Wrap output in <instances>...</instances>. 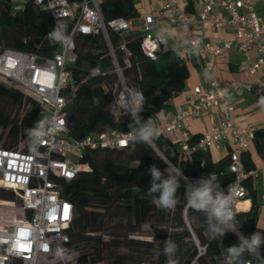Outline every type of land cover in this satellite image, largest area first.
<instances>
[{"label": "built area", "instance_id": "built-area-1", "mask_svg": "<svg viewBox=\"0 0 264 264\" xmlns=\"http://www.w3.org/2000/svg\"><path fill=\"white\" fill-rule=\"evenodd\" d=\"M27 1L16 3L14 11H21ZM32 1L51 15L54 27L57 20L66 25L69 39L61 43L49 36L58 46L51 56L15 49L0 52V78L34 98L42 110L41 121L26 129L27 134L25 130V141L19 149L0 147V188L13 191L18 198V202L0 203H9L22 213V218L12 224L0 223V264H48L54 259L56 264H65L74 207L62 196L63 185L76 180L81 172L90 171L89 164L81 162L86 152L129 146L130 133L115 129L92 133L83 139L68 136L67 109L78 89L74 67L78 63L77 41L82 36L106 40L117 76L115 105L124 115L138 102L137 93H142L124 73L132 66L128 36H140V50L150 60L156 61L159 53L167 50L188 67H201L205 83L193 89L195 107L182 109L172 119L157 124L156 137L176 135L172 141L187 154L196 149L211 152L230 146L229 171L234 179L227 186L226 195L231 196V207L236 213L239 204L250 195L248 182L264 176V160L259 168L246 170L243 155L252 147L257 130L236 121L230 97L233 91L245 88L264 99V80L248 81L250 76L264 71V17L259 7L261 4L264 12V0H162L157 11L132 19H108L101 8L102 0ZM169 28H184L187 34L170 42ZM227 28L232 30L234 41L219 35L220 30ZM111 33L121 38L118 50L124 66ZM234 43L245 58L238 66L245 80L222 82L215 71V60L230 52ZM253 49L258 52L255 61L251 59ZM107 75L100 67L89 70V77ZM217 108L227 118L214 122L211 130L191 146V120ZM261 205L264 207V196Z\"/></svg>", "mask_w": 264, "mask_h": 264}, {"label": "trees", "instance_id": "trees-1", "mask_svg": "<svg viewBox=\"0 0 264 264\" xmlns=\"http://www.w3.org/2000/svg\"><path fill=\"white\" fill-rule=\"evenodd\" d=\"M15 4L13 0H0V52L15 49L51 56L58 50L49 39L54 29L51 15L36 7L32 0L17 12ZM101 8L108 19H132L140 15L134 0H102ZM111 36L124 66L118 50L121 38L115 33ZM127 42L132 51V66L125 69V76L145 97L140 117L144 120L150 117L157 126L158 113H167L170 100L186 88L189 68L167 50H162L156 61L146 58L140 50V36H128ZM77 43L74 78L78 89L67 109L69 138L83 139L107 129L130 133L131 117L119 113L115 105L117 76L106 40L82 36ZM94 67H100L108 75L89 77V70ZM41 118L42 110L34 98L14 84L0 82V147L19 149L25 141V130L37 125ZM200 137L190 136L189 144L196 145ZM252 146L264 158V130L256 131ZM243 160L247 171L256 169L249 150ZM81 162L89 164L90 171L81 172L76 180L63 185L61 192L74 207L66 247L67 255L76 256V264H164L166 258L157 256V252L167 238L178 246V264H225L220 241L209 236L203 216L186 206L187 181L180 180L177 203L170 210L162 209L146 195V190L151 180L149 167L155 164L165 171L170 163L183 171L189 181L214 173L219 188L226 194L234 179L229 171L230 156L215 162L209 151L196 149L187 154L177 142L161 136L156 137L152 147L130 140L125 149L86 152ZM133 186H139L140 191L133 193ZM0 202H18V198L13 191L0 188ZM235 217L238 230L245 236L255 231L264 233L255 199L249 211L236 212ZM237 242L232 232L223 237L225 248ZM247 263L264 264V258L246 253L241 264Z\"/></svg>", "mask_w": 264, "mask_h": 264}, {"label": "clouds", "instance_id": "clouds-1", "mask_svg": "<svg viewBox=\"0 0 264 264\" xmlns=\"http://www.w3.org/2000/svg\"><path fill=\"white\" fill-rule=\"evenodd\" d=\"M65 32L66 25L57 20L53 32L49 34L50 39L55 42L66 43L69 36ZM136 100L138 102L133 105L129 112L131 117L129 139L133 143L152 147L158 128L150 117L144 120L139 115L145 104L143 94L137 93ZM158 116H163V113H158ZM27 132L28 130H26V134ZM33 150L35 149L33 148ZM148 171L151 180L146 195L152 197L154 202L164 210L175 207L180 180L187 181L185 185L186 206L203 216L204 225L209 236L220 241V247L223 248L225 255V264H241L246 253L264 258V233L255 231L251 235L245 236L238 230L235 213L231 207V196L226 195L219 188L214 173L189 181L183 175V171L175 169L170 163H168L165 171H161L155 164L151 165ZM139 191V186H133V193ZM229 232L237 236L238 242L225 248L223 247V237ZM162 243L163 248L159 249L157 256L163 255L166 258L164 264H178L176 259L178 246L175 241L167 238Z\"/></svg>", "mask_w": 264, "mask_h": 264}, {"label": "crops", "instance_id": "crops-1", "mask_svg": "<svg viewBox=\"0 0 264 264\" xmlns=\"http://www.w3.org/2000/svg\"><path fill=\"white\" fill-rule=\"evenodd\" d=\"M138 12L140 15L155 12L161 7L162 0H136L135 1ZM260 7V15L264 17V12ZM187 34V29L184 28H169L168 35L169 41L183 37ZM210 35V32L208 33ZM219 35L221 38L229 41H234V34L230 28L220 30ZM258 52L253 49L251 51V59L255 61L257 59ZM244 56L238 51L236 44L234 48L227 54L219 57L215 60V71L222 82L244 81L245 76L238 71V66L244 61ZM190 71V78L187 81L186 88L182 93L172 98L169 102V111L163 113V116H158V124H163L172 119L177 112L186 108H193L196 105L193 89L195 86L204 84L205 78L202 73V69L198 65L188 67ZM264 80V71H260L258 74L252 75L248 78V81L253 83ZM231 100L234 102V117L236 121H239L243 125H250L256 128V130H264V99L259 98L252 91L245 88H240L237 91H233L230 94ZM226 113L221 109H212L204 112L200 117L191 120L188 128L190 136L203 135L210 131L214 122L226 119ZM171 140L177 138L176 135L168 136ZM231 147L227 146L220 151H211L212 158L215 162L225 159L229 156ZM251 160L259 168L264 160L255 148H250ZM249 197L243 200L239 206L237 212H246L252 206L253 199L258 206L260 213L259 225L264 227V207L261 205V198L264 196V176H261L257 181L248 182Z\"/></svg>", "mask_w": 264, "mask_h": 264}, {"label": "rangeland", "instance_id": "rangeland-1", "mask_svg": "<svg viewBox=\"0 0 264 264\" xmlns=\"http://www.w3.org/2000/svg\"><path fill=\"white\" fill-rule=\"evenodd\" d=\"M15 3H19L21 0H13ZM131 81V84L135 85V83L129 79ZM0 82H4L6 84H9L8 81L0 78ZM18 206V205H17ZM22 218V213L20 212V210L18 208L11 206H0V223L2 224H12L16 219H20ZM148 228H146L147 230ZM75 258L76 256H71V255H65L64 256V260H65V264H67V262H72V264H76L75 262ZM58 261L57 259H54L51 261V263L48 264H56ZM64 264V263H62Z\"/></svg>", "mask_w": 264, "mask_h": 264}, {"label": "bare ground", "instance_id": "bare-ground-1", "mask_svg": "<svg viewBox=\"0 0 264 264\" xmlns=\"http://www.w3.org/2000/svg\"><path fill=\"white\" fill-rule=\"evenodd\" d=\"M1 205L11 206L9 203H0V206Z\"/></svg>", "mask_w": 264, "mask_h": 264}]
</instances>
